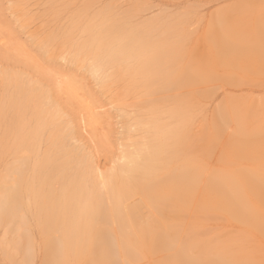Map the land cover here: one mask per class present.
<instances>
[{
    "label": "bare ground",
    "instance_id": "6f19581e",
    "mask_svg": "<svg viewBox=\"0 0 264 264\" xmlns=\"http://www.w3.org/2000/svg\"><path fill=\"white\" fill-rule=\"evenodd\" d=\"M243 1L240 9L250 17L223 14L191 46L182 23H129L139 5L118 14L99 10L101 33H92V18L85 20L75 50L90 53L100 67L118 65L148 116L135 119L140 139L103 181L73 148L47 150L36 181L24 180L20 208L38 201L43 212L41 264H264V106L248 96L235 104L228 99L208 121H198L195 110L220 71L229 84L235 76L247 82L264 74V0ZM30 192L37 200L29 201ZM13 200H5L9 211ZM145 205L159 220L140 216ZM221 218L235 226L212 231L209 222Z\"/></svg>",
    "mask_w": 264,
    "mask_h": 264
},
{
    "label": "rangeland",
    "instance_id": "374dc122",
    "mask_svg": "<svg viewBox=\"0 0 264 264\" xmlns=\"http://www.w3.org/2000/svg\"><path fill=\"white\" fill-rule=\"evenodd\" d=\"M244 4L243 0H0V264L42 262L38 218L43 212L36 207L38 201L29 209L19 204L26 189L24 180L36 181L34 172L47 150L80 149L103 181L124 162L126 149L140 139L143 129L135 125V119H147L148 113L137 106V93L127 84L130 77L118 65L110 62L100 67L90 53L86 56L75 50L76 43L84 40L85 20L92 18V33H101L97 25L101 13L94 16L99 10L108 6L118 14L139 5L141 12H135L129 23L149 18L162 25L182 23L191 46L196 35H204L222 16L231 20L241 15L242 21L250 17L243 13L245 8L240 9ZM130 26L124 25L122 33ZM220 74L222 79L217 76L219 82L199 99L198 121L203 117L208 121L228 99L235 104L248 96L264 106V74L247 82L235 76L238 81L232 84L222 83ZM184 76L180 81H186ZM234 124L228 128L226 141L231 139ZM34 196L37 200L36 193L30 192L29 201ZM7 199H14L13 211L5 207ZM134 202L136 198L130 205ZM148 210L146 205L140 208L143 219L159 220L152 208ZM190 213L188 221L193 218ZM228 224L233 225L227 218L209 222L212 231ZM16 229L24 234L17 235ZM184 229L180 227L179 237Z\"/></svg>",
    "mask_w": 264,
    "mask_h": 264
}]
</instances>
